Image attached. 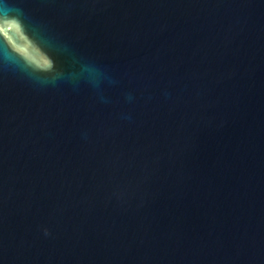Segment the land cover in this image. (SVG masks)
<instances>
[{"label": "water", "instance_id": "water-1", "mask_svg": "<svg viewBox=\"0 0 264 264\" xmlns=\"http://www.w3.org/2000/svg\"><path fill=\"white\" fill-rule=\"evenodd\" d=\"M0 264H264V0H0Z\"/></svg>", "mask_w": 264, "mask_h": 264}]
</instances>
